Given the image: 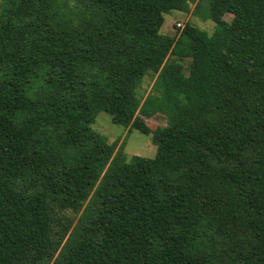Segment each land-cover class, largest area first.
I'll return each instance as SVG.
<instances>
[{"label": "trees", "instance_id": "obj_1", "mask_svg": "<svg viewBox=\"0 0 264 264\" xmlns=\"http://www.w3.org/2000/svg\"><path fill=\"white\" fill-rule=\"evenodd\" d=\"M209 1H0V264H264V0Z\"/></svg>", "mask_w": 264, "mask_h": 264}, {"label": "rangeland", "instance_id": "obj_2", "mask_svg": "<svg viewBox=\"0 0 264 264\" xmlns=\"http://www.w3.org/2000/svg\"><path fill=\"white\" fill-rule=\"evenodd\" d=\"M1 1V0H0ZM210 1L200 0L196 6L195 3L190 4L188 12L172 10L164 15V23L160 29L163 34L179 35L186 23H191L199 28L207 31L209 34L215 30V23L210 18ZM227 21L232 19V15L227 13L224 15ZM174 57V56H173ZM190 58L183 59L184 70L187 73ZM153 81L149 75L145 76L140 91L147 94L151 88ZM151 128L166 125L168 118L163 114H156L146 118ZM92 128L105 135L109 142L116 143V149L122 144L127 160L132 155L152 158L156 154V146L152 141V133L145 134L137 129H130L120 124L112 122L110 116L103 111L96 114Z\"/></svg>", "mask_w": 264, "mask_h": 264}]
</instances>
